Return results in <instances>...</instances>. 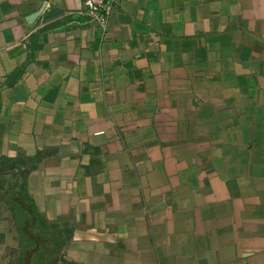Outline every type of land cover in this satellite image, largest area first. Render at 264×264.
Returning <instances> with one entry per match:
<instances>
[{"label":"crops","instance_id":"1","mask_svg":"<svg viewBox=\"0 0 264 264\" xmlns=\"http://www.w3.org/2000/svg\"><path fill=\"white\" fill-rule=\"evenodd\" d=\"M82 11L0 0V158L41 156L27 194L64 259L264 264V0H117L105 28ZM19 178L0 174V264L36 249Z\"/></svg>","mask_w":264,"mask_h":264},{"label":"trees","instance_id":"2","mask_svg":"<svg viewBox=\"0 0 264 264\" xmlns=\"http://www.w3.org/2000/svg\"><path fill=\"white\" fill-rule=\"evenodd\" d=\"M24 67L25 66H22L14 73L9 79L8 84L14 83L20 78ZM40 157L41 156H37L31 163L25 166L17 164L14 160L0 158V174L12 173L20 177L19 183L13 187L10 200L14 210L18 211V223L22 235H24L25 229L29 227V224L21 222L22 217L25 215L28 217L30 216V228H36L39 231L37 234H33V239H26V242H29L28 244H34L38 247L32 251L33 253H30L32 259L29 264H54L58 262V260H56L57 258H60V261L66 264H73L64 259L61 253L62 247L65 244V239L62 238L63 233L48 227L40 220L36 212L35 204L27 194V175ZM65 234L67 235L66 238L69 239L70 232L66 231ZM36 237H38V239Z\"/></svg>","mask_w":264,"mask_h":264},{"label":"built area","instance_id":"3","mask_svg":"<svg viewBox=\"0 0 264 264\" xmlns=\"http://www.w3.org/2000/svg\"><path fill=\"white\" fill-rule=\"evenodd\" d=\"M116 2L117 0H82V14L92 18L98 25L105 28L112 4Z\"/></svg>","mask_w":264,"mask_h":264},{"label":"rangeland","instance_id":"4","mask_svg":"<svg viewBox=\"0 0 264 264\" xmlns=\"http://www.w3.org/2000/svg\"><path fill=\"white\" fill-rule=\"evenodd\" d=\"M28 221V222H27ZM22 223H27V224H29V227H28V229H25V232L28 234V239H33L34 237H33V234H37L38 233V229H36V228H30V216L28 217L27 215H25V216H23L22 217V221H21ZM18 225H19V223H18ZM37 239H38V237H36ZM24 241H26L25 239H24ZM29 243V242H28ZM29 245H31V244H29ZM34 245V244H33ZM35 246V245H34ZM37 248V247H36ZM31 256L32 255H30V256H28V261L26 260V264H29V262L31 261Z\"/></svg>","mask_w":264,"mask_h":264}]
</instances>
